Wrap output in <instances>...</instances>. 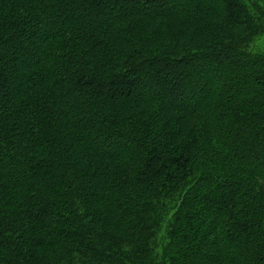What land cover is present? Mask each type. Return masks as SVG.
<instances>
[{
  "label": "trees",
  "instance_id": "trees-1",
  "mask_svg": "<svg viewBox=\"0 0 264 264\" xmlns=\"http://www.w3.org/2000/svg\"><path fill=\"white\" fill-rule=\"evenodd\" d=\"M264 0H0V264H264Z\"/></svg>",
  "mask_w": 264,
  "mask_h": 264
},
{
  "label": "rangeland",
  "instance_id": "rangeland-1",
  "mask_svg": "<svg viewBox=\"0 0 264 264\" xmlns=\"http://www.w3.org/2000/svg\"><path fill=\"white\" fill-rule=\"evenodd\" d=\"M256 46H258V47H260V48H264V39L260 42H258L257 44H256Z\"/></svg>",
  "mask_w": 264,
  "mask_h": 264
}]
</instances>
